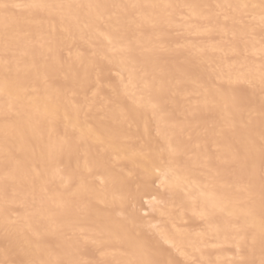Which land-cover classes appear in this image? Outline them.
I'll list each match as a JSON object with an SVG mask.
<instances>
[{
    "label": "bare ground",
    "instance_id": "bare-ground-1",
    "mask_svg": "<svg viewBox=\"0 0 264 264\" xmlns=\"http://www.w3.org/2000/svg\"><path fill=\"white\" fill-rule=\"evenodd\" d=\"M0 264H264V0H0Z\"/></svg>",
    "mask_w": 264,
    "mask_h": 264
}]
</instances>
